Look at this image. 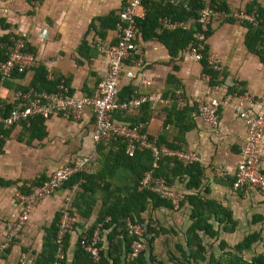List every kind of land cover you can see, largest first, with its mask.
<instances>
[{"label":"crops","instance_id":"obj_1","mask_svg":"<svg viewBox=\"0 0 264 264\" xmlns=\"http://www.w3.org/2000/svg\"><path fill=\"white\" fill-rule=\"evenodd\" d=\"M224 1L231 11L237 6L235 2L238 3V0ZM256 1L264 5L260 0ZM124 2L125 0H0V18L8 25L4 30L0 28V34L10 32L13 36L25 37L26 49L33 55L35 65L45 66L47 77H63L70 92L76 95H90L103 79L107 69L106 56L100 53L94 44L96 41L107 44L115 41V25L102 26L98 18L110 13L116 16ZM136 12L137 16L141 17L143 7L138 8ZM212 21L209 23L212 33L205 40L208 44V54L214 60L215 68L222 69L225 74L216 85L221 91H227V87L236 84L237 89L240 88L253 96L254 107L259 109V98L264 96V63L260 62L255 54L247 51L243 44L245 27L236 23V20L232 23ZM135 45L141 57V65L137 68L133 58L125 59L118 81L119 87L128 84L138 93L146 90L163 93L167 88L165 77L171 72L173 63L178 66L174 71L178 81L176 89L182 90L188 104H194V99L201 96L206 87L210 86L208 76L201 72L200 63L189 58L186 49L178 52L171 62L164 45L155 39L143 40L138 36ZM129 70H138L139 74L150 79L151 86L144 87L134 79L128 80L125 74ZM31 76L32 69L28 67L21 78L9 76L3 80L0 84L1 102H15L14 94L21 90L18 86H26ZM163 98L165 103L150 107V118L145 124L146 133L149 135L156 136L165 129L162 122L169 98ZM134 113H137V110L126 112L124 115ZM122 114L123 112H116L113 116L122 120ZM190 115L193 117V126L184 132L181 150L195 154V160L202 167L201 183L196 189H187L183 176L171 184L182 196L181 206L152 208L148 205L140 213L144 236H151L146 230V224L154 229H164L154 236L151 243L152 255L157 259L166 254L179 257L180 252L176 245L188 256L185 230L190 223V205L183 196L187 193H197L225 206L234 221L231 231H222L216 221L210 220L213 228L218 230L214 237L199 232L205 259L198 262L205 264L209 253L216 256L245 235L256 232L260 240L240 252L242 258L249 260L251 256L263 251L264 192L247 185L235 193L230 192L234 166L244 141L243 123L228 107L219 110L215 127L199 117L194 110L190 111ZM44 125L45 135L41 139L33 138L26 143V135L21 126L14 124L1 146L0 177L13 183L0 186V242L5 239L9 223L19 213L20 202L17 195L26 193L25 186L29 185L30 181L40 176L46 178L53 169L69 163L77 155H87L90 158V170H95L97 166V163H94L97 154L96 142L92 138L93 117L90 108L84 107L78 118L50 116L44 120ZM165 130L169 141L175 135L176 129L170 124ZM260 160L261 171L264 173V152ZM96 188L91 196L87 191L80 195L81 188L76 184L70 187L61 186L52 194L35 202L17 237L10 242L7 253L0 257V264H20L17 260L21 254L30 258L31 263L33 255L41 248L43 227L50 223L55 211L61 212L64 208L68 212V222L71 221V228L66 232L68 241L64 250L68 262L76 248L77 238L93 223L101 205L100 191ZM73 203L77 207H74ZM85 204L91 207L88 216L83 215V212L86 213ZM60 220L62 214L59 222ZM97 238L104 248V234H97ZM220 240L224 241L227 247L221 248Z\"/></svg>","mask_w":264,"mask_h":264},{"label":"trees","instance_id":"obj_2","mask_svg":"<svg viewBox=\"0 0 264 264\" xmlns=\"http://www.w3.org/2000/svg\"><path fill=\"white\" fill-rule=\"evenodd\" d=\"M143 7V15L135 17V24L138 28V36L143 39H155L162 43L169 55V61H173L178 52L190 49L193 46L194 35L199 29L197 23L198 11L201 8L211 10L223 11L227 16L221 19L222 22L232 23L236 19L231 16L230 10L224 0H141ZM242 12L251 17V20L242 19L240 24L245 27L246 31L243 35V44L247 51L255 54L260 62L264 63V5H261L256 0H250L243 6ZM167 17L171 22L175 23L172 29L162 28L160 25V18ZM102 26L112 27L117 21V15L112 13L104 17L98 18ZM92 25V24H91ZM7 24L4 19L0 18V28L6 29ZM212 33L209 24L204 33L205 39ZM10 32L0 34V62L6 60L10 45ZM200 58L198 62L201 66V72L208 76V84L210 86L221 82L225 74L222 69H215L208 62V44L203 43L199 51ZM178 66L173 63L171 65V72L167 73L165 77V86L167 88L161 95L169 98V105L165 108V115L162 126L167 128L172 124L176 133L171 140L168 141L166 130L163 129L156 136L146 133L145 124L150 118L151 108L148 103H143L137 109V113L120 116L121 119L127 120L132 127L135 126L137 131L141 134H146L150 141H153L158 148H168L171 151L181 150L183 143V134L185 131L193 126L190 111L196 109L193 103L185 104L179 108L175 103L174 92L178 87V81L174 75ZM32 76L26 86H18L22 91L32 89L33 91H53L55 88L57 77H47L46 68L42 64L31 66ZM23 72H16L13 70L10 76L21 78ZM220 78L218 79V77ZM4 82V81H3ZM2 82V83H3ZM242 83V82H241ZM170 86V87H169ZM173 87V89H170ZM237 85L233 84L227 87L228 92L242 93L240 88L237 90ZM136 89L130 85H123L118 88L117 97L125 99L130 94L135 93ZM15 102H1L0 100V114H7L11 108L16 105ZM116 112H114L115 114ZM122 113V112H120ZM113 114V115H114ZM44 118L41 116H33L28 120V123L20 122L22 132L25 133V142L31 139H41L45 135ZM14 125V124H13ZM9 127H2L0 124V148L4 139L8 136ZM126 141L120 137L110 138L106 143L96 142L94 163L97 166L95 170H81L72 174L63 184L64 187H70L76 184L81 188V194L87 191L89 195L93 196L95 187L100 191L101 205L98 209L97 215L93 223L85 229L81 236L90 238L94 230L97 228V234H104L106 246L101 247L100 242L97 241L98 258L92 260L86 251L83 250L79 244V238L76 240V248L73 252L72 258L68 262L62 261L61 264H147L145 260L146 247H149V261L153 264H164L156 260L152 255V241L154 236L164 231L163 228L154 229L146 224V230L151 234L149 237L144 236V248L136 255L131 256L130 244L132 237L126 232L127 222L139 224L142 227V219L140 213L150 205L152 208L163 206L172 208V203L168 199L159 197L154 192L148 189L137 190L138 182L143 173L151 167L152 157L147 149L136 147L131 154L126 152ZM153 174L165 180L171 185L175 180L185 177V188L196 189L201 183L202 167L198 161L183 164L174 155H161L157 161L156 167L153 169ZM45 178L43 176L36 177L30 181L27 188L31 185L38 184ZM234 179V177H233ZM232 179V182H233ZM231 182V184H232ZM13 181L3 179L0 177V186L11 185ZM96 188V189H97ZM186 202L190 205L189 219L190 223L186 227V246L189 248L188 256L180 246V258L168 256L172 264H192L205 259L203 255L204 247L201 244V236L199 232L206 234L209 237L217 235L218 230L213 228L210 220L216 221L222 231H231L234 221L231 218L230 211L212 199L204 198L197 193L184 194ZM84 200V198L82 197ZM74 207H77L74 204ZM83 215L88 216L91 207L85 204ZM182 205V200L177 202V206ZM60 211H55L50 223L43 227V236L40 250L35 253L31 259L30 264H52L54 260V253L56 250L55 237L58 231ZM143 228V227H142ZM260 240L259 234L256 232L245 235L240 241L223 250L221 253L214 256L209 253L205 264H264V239L262 240L263 251L250 257L249 260L242 258L240 252L249 249L251 244ZM68 241V234L62 235V248L65 250ZM219 246H225V242L220 240ZM9 247V246H8ZM8 247L0 254L2 257L8 251Z\"/></svg>","mask_w":264,"mask_h":264},{"label":"built area","instance_id":"obj_3","mask_svg":"<svg viewBox=\"0 0 264 264\" xmlns=\"http://www.w3.org/2000/svg\"><path fill=\"white\" fill-rule=\"evenodd\" d=\"M141 7V0H125L121 9L117 13L115 23V41L113 43H103L96 41L94 46L107 58V69L103 79L96 85L90 95H76L69 90V86L63 77L56 81L53 91L36 92L32 89L27 91L18 90L14 94L16 105L5 114H0V124L2 127H9L20 122L28 123L33 116H41L47 119L53 115H64L72 118L81 116L84 107L90 108L93 117L92 138L95 142L106 143L110 138L120 137L126 141V152L131 154L136 147L147 149L152 157L151 167L145 171L138 182L137 190L148 189L159 197L171 201L176 207L181 199V194L177 193L165 180L153 174V169L157 165L161 155H174L183 164L196 159L193 152L182 150L171 151L168 148H158L150 141L146 134H141L135 126H130L127 122L114 118V112H129L137 110L143 103H148L150 107L163 104L166 100L160 92L146 90L145 92H135L125 99L117 97L119 87V77L122 72L123 61L128 58L134 59V65L139 68L141 57L135 45L138 37V28L135 24L137 9ZM227 13L223 11L201 8L198 11L197 23L199 29L194 35L193 46L187 50L188 57L194 61L200 58V49L205 42V31L211 20L223 18ZM245 19L251 17L244 14ZM160 25L165 29H172L175 23L163 16L160 18ZM27 40L22 35L11 37V45L6 60L0 62V84L7 79L11 72H23L26 68L34 66L33 55L26 51ZM208 62L215 68V62L208 56ZM217 69V68H215ZM125 77L128 80H136L139 85L150 87L149 78L138 73V70H129ZM176 105L181 108L188 104L182 95L180 88L174 92ZM259 109L254 107V99L248 93H236L221 91L218 85L206 87L204 93L194 99V106L199 117L209 125L215 127L218 122V112L221 108L228 107L236 118L242 121L244 128V141L238 153V160L234 166L233 182L230 192L235 193L242 186L247 185L259 192H264V173L261 171L260 156L264 152V96L259 98ZM1 150V148H0ZM90 158L87 155H77L69 163L63 164L53 169L47 177L38 184L28 187L26 193L18 194L17 200L20 202L19 213L7 228L5 239L0 242V254L4 252L10 242L17 237L22 225L27 220V214L35 202L41 198L52 194L56 189L74 173L86 170L90 171ZM62 220L58 225L55 242L56 250L52 264L67 262L62 248V235L71 228V221L68 222V212L66 208L61 210ZM126 232L132 237L130 244L131 256L136 255L144 248L142 239L143 229L139 224L127 222ZM97 228L90 238L81 236L79 244L92 260L98 258L97 248ZM30 258L21 254L20 264H29Z\"/></svg>","mask_w":264,"mask_h":264},{"label":"rangeland","instance_id":"obj_4","mask_svg":"<svg viewBox=\"0 0 264 264\" xmlns=\"http://www.w3.org/2000/svg\"><path fill=\"white\" fill-rule=\"evenodd\" d=\"M247 1H249V0H238V3L235 2V3L237 4V6H234L233 9H232V11L230 10L231 16H233V17L236 19V23H239V24H240V20L244 19V17H243L244 13L242 12V10H243V4H244V2H247ZM205 2H208V1H205ZM260 2H261L262 4H264V0H260ZM241 13H242V14H241ZM221 19H222L221 17H219V18H215V19H213L212 22H219ZM26 51L29 52L28 49H26ZM30 53H31V52H30ZM237 90H238V89H237ZM183 97H184V96H183ZM184 98H185V97H184ZM122 120H123V119H122ZM123 121H125V122L128 123L127 120H123ZM27 190H28V188H27ZM207 245H208V243H206V246H207ZM155 259L161 261V262L164 263V264H166L167 262H169L170 264H172V263L169 261V259H168V255H167V254H166V256H164V257L160 256L158 259H157V258H155ZM179 260L182 261V259H181L180 257H179ZM17 261H18V260H17ZM151 263H152V262H151ZM192 264H202V263H201V262H197V263H192Z\"/></svg>","mask_w":264,"mask_h":264},{"label":"water","instance_id":"obj_5","mask_svg":"<svg viewBox=\"0 0 264 264\" xmlns=\"http://www.w3.org/2000/svg\"><path fill=\"white\" fill-rule=\"evenodd\" d=\"M149 247L147 246L146 247V252H145V260H146V262H147V264H151V261H149V258H148V256H149Z\"/></svg>","mask_w":264,"mask_h":264}]
</instances>
